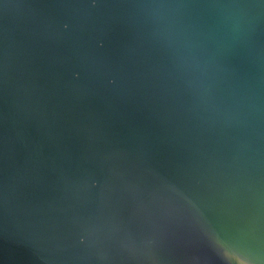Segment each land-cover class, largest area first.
<instances>
[{"label":"water","instance_id":"95a60500","mask_svg":"<svg viewBox=\"0 0 264 264\" xmlns=\"http://www.w3.org/2000/svg\"><path fill=\"white\" fill-rule=\"evenodd\" d=\"M0 264H264V0H0Z\"/></svg>","mask_w":264,"mask_h":264}]
</instances>
